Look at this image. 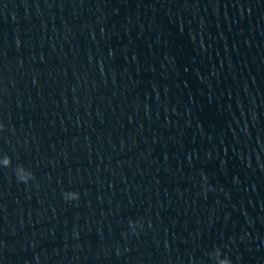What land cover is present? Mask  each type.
I'll use <instances>...</instances> for the list:
<instances>
[{
  "label": "water",
  "instance_id": "obj_1",
  "mask_svg": "<svg viewBox=\"0 0 264 264\" xmlns=\"http://www.w3.org/2000/svg\"><path fill=\"white\" fill-rule=\"evenodd\" d=\"M0 122V264H264V0H0Z\"/></svg>",
  "mask_w": 264,
  "mask_h": 264
},
{
  "label": "clouds",
  "instance_id": "obj_2",
  "mask_svg": "<svg viewBox=\"0 0 264 264\" xmlns=\"http://www.w3.org/2000/svg\"><path fill=\"white\" fill-rule=\"evenodd\" d=\"M4 127L5 125L2 122H0V129H3ZM11 163H12L11 157L8 155H4L2 158H0V166L8 167L11 165ZM15 171H16V178L18 182L27 184L29 181L35 179L34 173L30 171L29 169L25 168L22 164L18 165ZM206 179L207 178L205 177V180ZM63 196L65 200H78L80 193L76 191H66L63 194ZM137 225H139V227L142 228L143 221L130 222V228L134 234H138ZM211 255L216 261V264H233V261L231 260V258L228 256H225L222 248H220L219 246L215 248L214 252L211 253Z\"/></svg>",
  "mask_w": 264,
  "mask_h": 264
}]
</instances>
